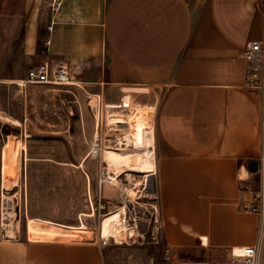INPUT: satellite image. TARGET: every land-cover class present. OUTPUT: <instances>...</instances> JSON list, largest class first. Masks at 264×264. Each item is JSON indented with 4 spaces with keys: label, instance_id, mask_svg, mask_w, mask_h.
I'll return each instance as SVG.
<instances>
[{
    "label": "crops",
    "instance_id": "1",
    "mask_svg": "<svg viewBox=\"0 0 264 264\" xmlns=\"http://www.w3.org/2000/svg\"><path fill=\"white\" fill-rule=\"evenodd\" d=\"M34 2L37 28L43 6ZM56 20L40 62L65 64L105 102V94L159 90L154 168L165 247L255 245L262 264L264 209L245 210L260 184L248 168L260 156L262 97L245 86L239 53L263 37L264 0H61ZM102 260L97 241H33L0 229V264Z\"/></svg>",
    "mask_w": 264,
    "mask_h": 264
},
{
    "label": "rangeland",
    "instance_id": "2",
    "mask_svg": "<svg viewBox=\"0 0 264 264\" xmlns=\"http://www.w3.org/2000/svg\"><path fill=\"white\" fill-rule=\"evenodd\" d=\"M34 5V0H0V143L19 139L26 144L19 158L18 186L1 189V231L8 235L11 228L13 236L20 230L26 237L27 218L73 226L76 236L69 240L97 241L102 264H241L240 260L232 263L224 250L190 247L169 251L162 235L155 168L148 181L141 172L116 176L108 171L102 150L118 147L115 141L127 131L132 137L136 135L135 124L134 133L128 130L131 111L152 114L154 127L159 90L105 94V102L89 94L91 85L73 79L68 85H18L27 69L44 59L48 13L39 7L38 19L43 23L34 27ZM121 95V105L113 104L112 99L118 101ZM150 106L154 108L149 110ZM96 130L101 151L91 157L89 149ZM152 148L154 151V139ZM114 176L121 187L113 186ZM136 180L139 192L131 199L125 188H133ZM121 204L134 234L117 241L114 235L99 231V221ZM82 223L84 232L79 233ZM263 231L261 223L260 234Z\"/></svg>",
    "mask_w": 264,
    "mask_h": 264
},
{
    "label": "bare ground",
    "instance_id": "3",
    "mask_svg": "<svg viewBox=\"0 0 264 264\" xmlns=\"http://www.w3.org/2000/svg\"><path fill=\"white\" fill-rule=\"evenodd\" d=\"M148 109L152 110L153 107L150 106ZM128 119L130 121L128 123V130L131 128V131H133V124H135L137 130L136 135L132 137V133L127 131L123 137L117 138V141L120 144L118 147H105L101 154H103L104 162L108 166V171L112 174L117 176L122 172H127V175L129 176L131 175L129 172H141L143 173V180L148 181L147 177L154 169V151L152 148L153 128L151 125L152 114L145 110L131 111ZM14 121L16 123L18 122L17 120ZM121 122L124 121H119L118 123ZM25 150L26 144L23 140H7L3 144L1 148V188L3 190H12L18 186L19 158L20 153ZM116 176H114V187L120 186ZM138 185L139 182L136 180L134 181L133 188H125L124 186L125 191L131 199L136 197L137 192H139L135 189ZM125 214L126 207L122 204L115 209L104 213L99 221V231L103 234L114 235L117 241L122 240L126 234L130 236L133 235L134 229L126 223ZM73 228V226L56 224L38 218H27L26 220L27 238L33 241L45 240V242H63L76 236L77 231H73ZM78 228L80 229L78 232L83 233V229L85 228L84 223ZM12 234L13 230L11 228L8 229V235L11 236Z\"/></svg>",
    "mask_w": 264,
    "mask_h": 264
},
{
    "label": "built area",
    "instance_id": "4",
    "mask_svg": "<svg viewBox=\"0 0 264 264\" xmlns=\"http://www.w3.org/2000/svg\"><path fill=\"white\" fill-rule=\"evenodd\" d=\"M43 8L48 13V22L46 30L48 34L56 24V16L59 11L61 0H41ZM49 43L48 37L44 42ZM239 58L246 63L247 72L245 77V86L251 90H258L262 97V130H261V150L257 161L256 174L259 176V188L253 193V202L245 210L249 213H262L264 209V33L261 40L249 42L239 53ZM52 83L56 85H68L73 82L70 79L67 66L63 63H51L47 60L30 66L27 69L26 76L21 79L18 85ZM98 100L100 97L96 94ZM91 99V97L89 98ZM99 105V106H98ZM97 105V109L100 104ZM115 141V140H114ZM117 144L119 142L115 141ZM108 147V146H106ZM101 151V141L98 138L96 130L89 154L96 157ZM232 263L240 260L241 264H256L258 255L257 246L233 247L229 250Z\"/></svg>",
    "mask_w": 264,
    "mask_h": 264
},
{
    "label": "water",
    "instance_id": "5",
    "mask_svg": "<svg viewBox=\"0 0 264 264\" xmlns=\"http://www.w3.org/2000/svg\"><path fill=\"white\" fill-rule=\"evenodd\" d=\"M249 171L251 173H255L257 171V161L256 160H253L249 163Z\"/></svg>",
    "mask_w": 264,
    "mask_h": 264
}]
</instances>
